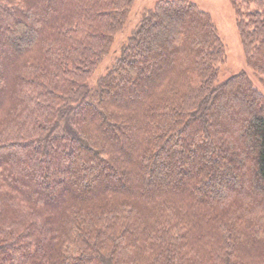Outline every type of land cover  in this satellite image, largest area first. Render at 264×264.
Returning a JSON list of instances; mask_svg holds the SVG:
<instances>
[{
	"label": "trees",
	"instance_id": "trees-1",
	"mask_svg": "<svg viewBox=\"0 0 264 264\" xmlns=\"http://www.w3.org/2000/svg\"><path fill=\"white\" fill-rule=\"evenodd\" d=\"M135 1L0 0V264H264V92L212 15L157 2L90 83Z\"/></svg>",
	"mask_w": 264,
	"mask_h": 264
},
{
	"label": "rangeland",
	"instance_id": "rangeland-1",
	"mask_svg": "<svg viewBox=\"0 0 264 264\" xmlns=\"http://www.w3.org/2000/svg\"><path fill=\"white\" fill-rule=\"evenodd\" d=\"M161 0H136L121 33L114 40V44L109 55L102 61L90 79L91 84H95L114 64L121 53L122 46L131 35L132 31L141 21L144 11L154 7ZM198 4L203 10L209 12L217 26L222 38L226 52L225 59L220 64L219 79L225 80L231 75L241 71H246L253 80L256 87L264 92V80L247 66L246 57L241 43L237 26V16L232 0H190Z\"/></svg>",
	"mask_w": 264,
	"mask_h": 264
}]
</instances>
